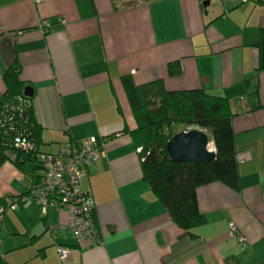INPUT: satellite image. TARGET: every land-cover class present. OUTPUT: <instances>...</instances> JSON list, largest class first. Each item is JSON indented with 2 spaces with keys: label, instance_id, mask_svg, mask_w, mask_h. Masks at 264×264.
<instances>
[{
  "label": "crops",
  "instance_id": "1",
  "mask_svg": "<svg viewBox=\"0 0 264 264\" xmlns=\"http://www.w3.org/2000/svg\"><path fill=\"white\" fill-rule=\"evenodd\" d=\"M237 2L0 0V94L5 72L18 67L44 145L60 141L47 153L91 138L105 145L80 176L95 202L98 243H78L65 210L45 213L26 198L31 164L0 166V255L9 264H264V1L240 10ZM172 64L181 68L176 76ZM123 76L138 86L161 81L168 91L224 97L236 114L239 191L220 183L199 189L206 223L194 239L144 180ZM257 85L261 108L253 111Z\"/></svg>",
  "mask_w": 264,
  "mask_h": 264
},
{
  "label": "trees",
  "instance_id": "2",
  "mask_svg": "<svg viewBox=\"0 0 264 264\" xmlns=\"http://www.w3.org/2000/svg\"><path fill=\"white\" fill-rule=\"evenodd\" d=\"M258 49L259 71L264 72V29ZM180 72L178 64L169 66L171 76ZM121 81L135 120V128L130 131L135 148L151 147L145 158L140 156L144 180L175 224L194 239L195 230L206 223L199 209V189L220 183L239 191L237 134L232 123L236 114L226 98L203 90L168 91L161 81L138 86L132 76H123ZM3 82L6 91L0 94V166L13 163L24 170L25 164H32V171H24L29 175L28 182L39 184L44 178L43 156L56 154L41 151L45 143L43 128L37 120L33 98L24 95L26 86L18 67L7 70ZM258 88L257 85L252 94L254 108L257 107L253 111L261 108ZM193 129L207 134L215 159L199 164L174 163L167 153L168 142ZM19 141L25 142L26 150L18 145ZM0 264H9L2 255Z\"/></svg>",
  "mask_w": 264,
  "mask_h": 264
},
{
  "label": "built area",
  "instance_id": "3",
  "mask_svg": "<svg viewBox=\"0 0 264 264\" xmlns=\"http://www.w3.org/2000/svg\"><path fill=\"white\" fill-rule=\"evenodd\" d=\"M41 27L46 30L48 24L44 23ZM18 145L27 149L24 141H19ZM104 149L103 142L96 138L85 142H71L62 147L58 154L43 156V181L39 184L28 182L26 185V198L38 202L43 212L46 213L50 208L67 212L69 225L78 243L88 241L92 244L100 241L95 223V202L92 194L83 190L80 176L85 168L100 158ZM7 204L13 210L17 208V202L12 198L7 199ZM229 229L233 237L243 241L242 233L235 224L231 223ZM59 255L61 260H66L68 252L60 249Z\"/></svg>",
  "mask_w": 264,
  "mask_h": 264
},
{
  "label": "water",
  "instance_id": "4",
  "mask_svg": "<svg viewBox=\"0 0 264 264\" xmlns=\"http://www.w3.org/2000/svg\"><path fill=\"white\" fill-rule=\"evenodd\" d=\"M25 97H32L31 88H26ZM151 150L150 146L143 147L140 156L145 158ZM167 153L174 163H209L216 157L215 149L206 133L200 130H190L176 135L167 144Z\"/></svg>",
  "mask_w": 264,
  "mask_h": 264
},
{
  "label": "rangeland",
  "instance_id": "5",
  "mask_svg": "<svg viewBox=\"0 0 264 264\" xmlns=\"http://www.w3.org/2000/svg\"><path fill=\"white\" fill-rule=\"evenodd\" d=\"M243 5H245V4H243ZM236 7H238V9H236V10H240L242 8L241 3L240 2H237V6ZM58 143H60V141L53 142L51 145H48V146L43 145L42 148H41L42 149L41 151L42 152H45V153H47L48 151H50V152L56 151L58 149V147H59V144ZM31 170H33V165L31 167Z\"/></svg>",
  "mask_w": 264,
  "mask_h": 264
}]
</instances>
